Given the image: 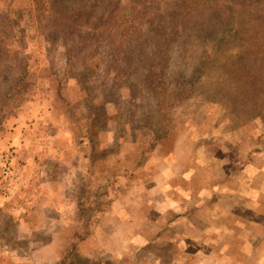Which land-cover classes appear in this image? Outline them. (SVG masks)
<instances>
[{
  "label": "rangeland",
  "instance_id": "rangeland-1",
  "mask_svg": "<svg viewBox=\"0 0 264 264\" xmlns=\"http://www.w3.org/2000/svg\"><path fill=\"white\" fill-rule=\"evenodd\" d=\"M97 1H67L87 12L53 26L42 0H0L14 28L0 44V264H58L52 239L68 236L65 220L80 240L118 216L112 205L136 226L132 239L164 233L166 264H212V220L232 223L236 251L241 205L264 192V0H244L226 47L212 42L221 27L209 5L140 0L135 53L120 59L104 4L88 14ZM158 10L175 36L165 84L177 88L183 69L193 88L165 117L139 60L153 48L146 21ZM216 188L231 196L214 205ZM137 244L120 263L145 264Z\"/></svg>",
  "mask_w": 264,
  "mask_h": 264
},
{
  "label": "trees",
  "instance_id": "trees-1",
  "mask_svg": "<svg viewBox=\"0 0 264 264\" xmlns=\"http://www.w3.org/2000/svg\"><path fill=\"white\" fill-rule=\"evenodd\" d=\"M67 1L69 0H42V3L47 5L44 10L48 11V13H54L50 15L53 26L66 25L65 23H69L72 19H81L82 15L87 12L85 4L77 5L75 3V5H69ZM150 1L156 0H147L145 3ZM100 2L105 6L106 18L104 23L106 29L113 31L111 41L115 49H117V59H120L122 54L132 57L135 53V48H131L132 40L139 24L143 21L142 15L140 16L139 14L140 0H98L91 4L92 10H89L88 14L95 13ZM200 4L209 5L215 12L214 14L220 19L219 25L221 29L212 42L215 43V46H228V42L231 39L233 40L239 30L237 29L234 32L233 27L236 25L240 27L241 20L238 21V19H242L240 18L242 13L247 14L244 0H179V6H182L185 10H190ZM158 13L160 15L157 17L153 16L146 21L150 27V32L153 34V48L149 52H145L144 56L139 60L144 68L148 69L145 75V84H147L153 95L159 99L160 114L165 117L167 108L175 102L190 96L193 88L187 87L184 81L185 74H182L183 69H181L180 75L176 79L177 88L171 89L165 84L164 68L171 59L170 48L175 36L174 34H168L165 17L159 10ZM71 31H73V27H70L67 32ZM9 32H14L13 24L4 16L0 17V44L5 41ZM82 39L83 37L77 40L76 47L72 48V50H78L79 45L83 44ZM216 56L221 57V54L218 53ZM87 59L83 63H86ZM179 59L180 63L183 57L180 56ZM216 59H214L215 62L221 60V58ZM86 69L88 70L89 67H86ZM170 85L173 86V84ZM58 264H88V260L83 258L78 252L77 240Z\"/></svg>",
  "mask_w": 264,
  "mask_h": 264
},
{
  "label": "crops",
  "instance_id": "crops-1",
  "mask_svg": "<svg viewBox=\"0 0 264 264\" xmlns=\"http://www.w3.org/2000/svg\"><path fill=\"white\" fill-rule=\"evenodd\" d=\"M256 191L255 194H251V197L256 198L254 201L256 206H248L249 203L247 202L241 205L240 211L243 214V218H241L239 224L241 229H243V233L242 238H238L239 244L237 243L236 251L232 244V238L227 237L228 229L232 228V223L228 220H212V264H230L228 262H233V259H240L244 262L240 264H264V217L261 218L262 214H264V192H260L259 190ZM239 195L246 198L250 196L247 191H241ZM226 196H231L229 189L216 188V190H212V197L218 198V201L215 198L214 205L221 201V198H226ZM213 207L212 204V208ZM224 207H227V205ZM75 211V209L72 210L71 208L69 212L74 213ZM108 211L110 214L118 213V216L113 218L112 215H110V220L113 221L107 222L104 226H101V222L97 225L98 228L101 226L99 228L100 233H98V229L88 233L80 240H77V238L74 239L73 228L68 224L70 221L65 220L63 227L66 226V228H68V236H63L61 232L58 231L53 234L52 247L54 248L55 256L50 257L52 262L57 261L59 257L62 258L72 247L71 245L77 240L79 254L91 262H98L100 264H114L117 262V264H122L120 262L127 258L128 252L131 249L136 250L137 243H141V245L145 246L146 253H149V260L147 257L144 258L146 260L145 264H166L160 252L165 245H169L164 233L160 235L157 233L156 236H150L148 238H144L141 235L139 238L140 240H137L138 235H136L132 239V229H136V226L131 224L130 226L128 224L129 221L125 218L126 222L118 220L120 217H125L123 215L125 212L123 211L122 213L118 205H112ZM249 214H252L251 217ZM74 226L77 227V224ZM126 228H128V230ZM148 228H151L150 225ZM218 233L222 234V237ZM153 244L157 245L156 249ZM134 254H136V252ZM138 255L142 256L143 254L139 253ZM176 257L178 258V256ZM132 259L134 264L139 263L138 257H132Z\"/></svg>",
  "mask_w": 264,
  "mask_h": 264
}]
</instances>
